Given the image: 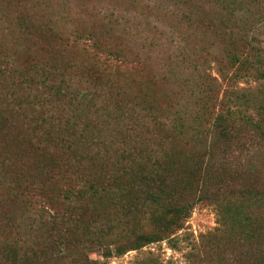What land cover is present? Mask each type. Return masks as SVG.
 I'll return each mask as SVG.
<instances>
[{"label": "trees", "instance_id": "obj_1", "mask_svg": "<svg viewBox=\"0 0 264 264\" xmlns=\"http://www.w3.org/2000/svg\"><path fill=\"white\" fill-rule=\"evenodd\" d=\"M5 1L16 37L0 47V264H110L175 244L197 205L216 210L217 226L195 264H264V51L252 35L264 9L214 0L218 16L178 15L201 41L188 124L144 63L127 64L114 28L71 43L50 17Z\"/></svg>", "mask_w": 264, "mask_h": 264}, {"label": "rangeland", "instance_id": "obj_2", "mask_svg": "<svg viewBox=\"0 0 264 264\" xmlns=\"http://www.w3.org/2000/svg\"><path fill=\"white\" fill-rule=\"evenodd\" d=\"M264 9V0H247ZM0 0V47L2 44L15 46L16 31L12 10ZM33 12L54 20L73 43L74 36L86 34L99 24L114 28L123 44L128 48L130 67H136L138 60L150 70V75L159 80L163 102L171 107L172 113H182L187 123L198 110L199 79L194 71L193 53L200 38L186 29L179 16L203 9L212 15H219L220 9L214 0H23ZM255 6L253 11H255ZM257 8V9H258ZM179 15V16H178ZM255 45L264 51V21L252 33ZM193 37V38H192ZM192 41V43L190 42ZM194 43V44H193ZM77 57H85L94 50L82 39L78 43ZM196 45V46H195ZM205 45V44H202ZM209 47V45H207ZM216 50L213 52L215 53ZM1 57V54H0ZM92 58L89 57V62ZM209 73L216 74V63L210 60ZM124 69V66H122ZM257 83L252 80L238 83L237 95L253 89ZM170 115V112L168 113ZM216 210L207 205H197L186 221L183 230L175 237V244L165 241L148 245L137 251H130L122 257L112 258L110 264H195L194 247L200 236L217 226ZM98 260V253L89 255Z\"/></svg>", "mask_w": 264, "mask_h": 264}]
</instances>
